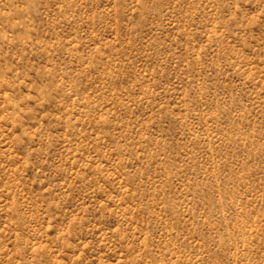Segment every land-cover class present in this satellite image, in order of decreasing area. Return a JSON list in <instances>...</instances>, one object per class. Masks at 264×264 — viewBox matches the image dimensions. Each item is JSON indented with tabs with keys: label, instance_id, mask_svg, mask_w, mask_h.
<instances>
[{
	"label": "rangeland",
	"instance_id": "rangeland-1",
	"mask_svg": "<svg viewBox=\"0 0 264 264\" xmlns=\"http://www.w3.org/2000/svg\"><path fill=\"white\" fill-rule=\"evenodd\" d=\"M0 264H264V0H0Z\"/></svg>",
	"mask_w": 264,
	"mask_h": 264
}]
</instances>
